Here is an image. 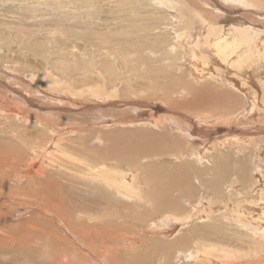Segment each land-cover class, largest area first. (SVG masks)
Instances as JSON below:
<instances>
[{
  "label": "rangeland",
  "instance_id": "rangeland-1",
  "mask_svg": "<svg viewBox=\"0 0 264 264\" xmlns=\"http://www.w3.org/2000/svg\"><path fill=\"white\" fill-rule=\"evenodd\" d=\"M0 1L2 2V3L0 2V75L5 76L7 74L5 77L0 76V77H3V78H0L1 80L0 82V97H1L0 103L1 104L0 106H2L0 107V132L3 133V134L0 133V144H2L3 140H7V139L15 141L17 137L16 134H21L22 132H25L27 130H33V132H36V130H38L39 132L42 130H45L46 138H43V139L51 140V138L57 137V139H54L55 140V142L53 143L55 145V146L53 145L54 147H58L57 143H60V142H62L63 145L66 147L70 143L72 144L70 145L71 147L70 150L71 151L74 150L73 151L74 153H72L71 151L69 153H71L75 157H72L73 159L69 160V162H71L69 164H73L72 165L73 168H76V167H79L80 165L87 166L86 162H89V163L94 162L93 160H89V159H92V158L94 159V156H95L94 152L96 150L104 151L107 149L110 151L112 148L117 147L115 149H120V153H123L119 155L121 156L129 155V156L134 157L136 155L134 154L132 155L131 153L133 152L132 149H136L137 151L138 150L145 151V150L151 149L152 151L156 152L158 151L157 149L159 148H160L159 150H162L171 141V139L166 137L161 140V143H159L160 141H156L148 137L144 139L145 137L140 136L142 139L141 140L140 138L135 137L136 135H134V132L138 130L140 131L142 130L143 132H147L149 130L150 133L151 132L161 133L165 131V132H168L166 135H170L171 133H175L176 135H179L178 133H181V135L185 136V139L188 142L190 143L193 142L194 147L192 148L194 150H201V151H204L206 147L204 144L210 145V143H215L217 141V138L222 139L226 135L230 137L231 139L232 138L236 139L238 137L242 138L245 135L246 129L247 130L250 129V131H253L255 133L260 131V133L262 134H258V135L255 134L253 135L254 138L253 137H251L252 139L250 138V140H253V139L254 140L252 143L247 144V146L244 149L245 151L243 152V154L240 153L239 151H236L235 155H231V158L227 157L228 158L227 161H229L230 159V161L228 162V169L229 168L231 169L227 173V176L225 177V183L227 184H225L224 186L227 187L228 185V187H230V185L231 186L234 185L233 188L235 187L237 189V190L234 189L235 194H237L238 192H241L243 195L241 198L235 199L233 201L231 211H233L234 204H236L237 202H241L242 205H240V207L242 208L243 211H246L245 204L249 202L250 205H254L255 199H259V198L264 199V168H263L264 166V163H263L264 162V156H263L264 155V149H263L264 148V110L257 111V115H254L252 119L242 118V119H245L244 122H242L243 120L237 121L236 117L238 116L236 117L234 116L237 113H232L233 116L235 117V122L230 121V120H234V118L232 115H230L232 117L228 115L229 118L226 116V118H224L225 121L222 120L220 122L219 121L215 122L214 124H207L205 128H209V130H205V131L209 133H211L212 130L218 131V133L216 132L215 135L212 134V138L207 143L206 141L204 142V140L197 138L195 135H191L188 132H181L179 131L180 129H177L181 127V128H184V130H190L191 132H194L193 127H196L199 130L203 127L202 125H200V121L196 123L190 120L191 118L198 117V115L193 116V117L190 116L191 117L190 118L185 113V111H182L180 109L179 111L177 108L176 110H174L173 109L174 106H172L170 103L176 102L177 100L175 98L177 99L189 98L192 95L193 91L198 90L197 87H199V84H201V82L204 80L197 78V77L196 79H191L190 71L193 72L195 75H197L196 66L198 65L195 64L194 62H192L193 64L190 62L191 57L189 54L185 55V57H182L185 53H190V48L186 47L191 44L189 43L190 39L186 37V39L182 40L183 46L186 45L185 47L183 48L176 47L177 49L175 50L172 48V46L176 45L175 41L177 39H173L175 30L172 27L173 25L171 24L173 23L171 19L172 17L171 15H174L176 12L172 10L169 12L167 11L168 13H166L165 11H162L161 13H159V10L157 11L154 10L155 9L154 6L156 5H154L152 0H145V1L144 0H0ZM257 1L259 2L257 8H255V6L251 4L250 5L248 3L246 4L244 0L243 2L242 0L241 2L240 0H226V2L224 3L230 7H233V10L236 7L235 8L236 11H233V14L229 13V15L231 14V17L228 18V20L230 19V21H228L229 22L228 25L231 26L230 29L233 28L232 25L239 24L238 26H240L241 28H243V26L245 25L247 26L246 28H249V30L251 29V31H254V33L259 35L258 40L260 44H257L255 42L256 44L254 43L255 47H253V49L255 50L259 49V51L264 54V46L262 45L264 44V0H257ZM144 6H146L145 9H144ZM142 8L143 10H141ZM124 9L125 10L129 9L128 10L129 12L127 10L124 11ZM146 9H147L148 14L147 12H145ZM130 10H132L133 12ZM151 11H153L152 16H151V13H152ZM154 12H155V17H154ZM235 12H237L238 14L237 13L235 14ZM141 13H143L144 15ZM245 15H246V18L245 19L242 18V16L245 17ZM248 15H250V17H248ZM140 20L142 21V23ZM222 23L224 22L222 21ZM151 24L153 26L150 27ZM145 27H147L148 29ZM149 30L151 31L154 30V31L151 32ZM230 31L233 33V29L229 30V32ZM148 32L152 36H150ZM159 33L160 35L158 36L157 34ZM166 37H167V40H166ZM147 39H149V41H147ZM159 39H162V40H159ZM137 40H139L140 42H138ZM150 40L151 41L154 40V41L150 42ZM186 40L188 41L189 44L184 45L185 42L187 43ZM166 42H168V44ZM159 43H161L162 45H158ZM163 46L166 47V50H164L165 48ZM131 49H132V52H131ZM128 50H129L128 52L129 54L127 53ZM138 50L139 51L141 50L142 52H139ZM78 51L79 53L83 54L82 55L83 57H85V55L88 57L83 58L82 56L79 55L78 58L75 59L72 53L78 52ZM136 52L138 54H136ZM152 52L155 55L151 54ZM126 53L128 54V57ZM133 53L137 55L135 56L139 59V61L136 60L137 58L134 56ZM123 54L124 55L126 54L125 58L121 56ZM143 54L145 55L144 57L142 56ZM121 59L122 60L125 59V60L122 61ZM140 59L141 60L143 59L144 61L143 60L140 61ZM91 60L95 61V63L97 64L100 70L105 71L108 78H105L104 76L102 77L101 74L95 73L92 71L86 75V77L89 76L87 77V80L90 81V85L92 83L91 86H94V87L96 86V84L104 86L103 85V81H104V83L107 86L104 88L105 95L102 94L99 97H95V98H93L91 95L89 96L82 95V97L80 96L79 98H75L72 93L68 95L69 93L68 91L63 92L64 93L63 95V93L61 94L62 90L59 88V86H57L58 81L54 80V83H52L51 85H48L50 84V82H48L46 79H43V78H48L49 72H51L59 76L57 77L59 79L57 78L56 79L59 80L60 83L62 81L63 84L68 85L69 82L76 81L79 75L78 72L80 71V73L83 75L82 76V80H83L84 75H85L84 73L85 63L88 61L90 62ZM126 60H128L129 62L127 61V65L125 66L124 64ZM64 61L67 65H69L68 66L69 68L65 69L64 67L62 70L61 67ZM75 61L77 63L79 62L78 65L82 64L83 68L81 67V69L83 70L81 69L77 70L76 67L74 69V66L72 65ZM120 63H121V66L119 65ZM128 63L130 65H128ZM208 63L209 65L211 64L210 66H213L212 64H214V61H209ZM262 63H264V61ZM42 65H43V69L41 68ZM138 65H140V67ZM116 66L118 68H116ZM134 66L137 67L138 69L135 68ZM220 66L216 68V73L219 72L218 74L223 78L238 80L240 83L242 81L243 83H246L247 85H249L250 86V91H248L250 95L249 98L254 99L253 97L256 96L259 103L262 102L263 105L262 104L261 105L264 107V93H262L264 92V90L262 89V86H264V64H261V67H257L256 70L253 67L250 69L248 68L249 69L248 71H251V72H247V68H242V67H239V68L237 67V69H235L233 67H226V66L220 67ZM54 67L56 69H54ZM70 67H73L74 71L76 72H73L71 74ZM124 67H126V69ZM158 67L161 68L160 73L156 71V68ZM199 67L201 68V66ZM109 68L111 69L114 68L113 69L114 73L112 72L113 74L110 73ZM149 68L151 69L149 70ZM47 70H49V72ZM116 70H120V71H116ZM117 72H119V75H117L118 74ZM167 73L169 74L167 75ZM243 73L245 74V76ZM37 75L39 76L41 75L39 79H38L39 76L36 77ZM96 75L100 78L96 77ZM94 76L96 78H94ZM22 77L23 79L20 80V78ZM32 77H33V80H32ZM221 77L220 79H222ZM29 78L31 79V81ZM252 79L254 81H251ZM214 80H215L214 78L210 79L211 82L213 81V83H217V85L221 86L220 84H218L219 82H217L216 80H215L216 82H214ZM35 81L37 82V85ZM229 81L233 83V81L231 80ZM229 81L227 82L230 84ZM126 83H128L129 86ZM135 83H137L138 87L140 85L141 89L137 88V85ZM81 85H82L81 83L77 84V87L79 90H81V88H79L81 87ZM88 87L90 86H87L86 88ZM32 88H33V91L36 90V92L32 93L33 92L31 90ZM82 88H84L83 85H82ZM108 88H110L109 90H111V92L108 90ZM117 88L119 91L115 90ZM10 89L12 93L14 94V96L16 97L18 96L17 98L14 97L13 94H11ZM16 89H19L20 91L17 90L18 92L15 93ZM3 90H4V93H3ZM258 90H260V92H257ZM7 91L8 92L10 91V92L8 93ZM20 93L24 95H21ZM153 93H155V96L152 95ZM60 95H63V96H60ZM67 95L68 97L64 99L63 97ZM147 97L149 98L147 99ZM25 98H27V100L29 98V101H27ZM8 100H10L11 103ZM20 100H23L21 101L23 103H21ZM30 100L32 101L34 100L35 103H33ZM24 101H25V104H24ZM11 104H13L15 107H13V105ZM22 104L23 106H21ZM38 104H40V107L38 106ZM140 104L142 106H140ZM26 106L28 109L25 108ZM15 108H19L23 110L22 111L19 109L15 110ZM38 109L41 110V112ZM252 110L253 109L250 108L249 111H252ZM26 111L29 113V116ZM245 111H242V112L244 113ZM258 113H261V114L259 115ZM195 114H198V112H195L189 115H195ZM29 117L31 118V121L28 120L30 119ZM167 117L168 119H166ZM41 118L46 119L49 122L46 128H44L43 126L39 125L36 122V120H40ZM15 119H18V120H15ZM154 119H155V122H154ZM165 119H166V122L168 123H165ZM157 120H160L161 122L159 121L156 122ZM195 120L198 121V119H194V121ZM18 121L20 124L18 123ZM29 121H30V124L28 123ZM162 121L164 122L162 123ZM165 124L170 126V128L172 129L168 130V126H165ZM52 125H54V127H52ZM8 127L9 129H7ZM51 128L54 131H52ZM12 129L14 131H11ZM52 132H54V134ZM233 132L235 133L236 136L233 134ZM238 133H241L240 134L241 136L238 135L237 137ZM60 134L62 135L60 136ZM231 134L233 135V137ZM25 140H28V139L25 138ZM145 142L146 143L148 142V143L146 144ZM6 144H9L8 141L6 142ZM143 144H145V146H143ZM28 145H31V144H28ZM153 145H155L156 147ZM39 146H43V141ZM73 146H80V148H82L83 152L85 153H83L79 149H75ZM157 146H159V148ZM21 147L22 148L19 150V152L15 149H9V148L2 149L6 152V153L4 152L6 154V155L4 154L5 157L9 155H13L12 161L10 162V167L12 168H16L15 165H17L19 161L21 162V160L24 159L20 163L19 165L20 167L16 168L17 169L16 171H19V170L21 171V172L20 171L18 172L19 177L16 176V179H15L14 174H13L14 172H10V170H6V171H9L10 174H6L7 176L5 175V178H9L7 180L9 186H12L13 184H15L16 186H18L20 191L22 187H25L27 190H30V189L32 190L38 187L36 185L39 184V180L35 178L31 174V172L28 173L30 170H28L27 165L28 164L30 165L33 162L31 161V159H33L34 156H30L31 154L33 155V152L28 151L27 153V149H25L26 146L21 145ZM54 147H52V149ZM22 149H25L24 153H22L23 152ZM30 151L32 150L30 149ZM77 151L82 152V153H77ZM256 151L258 152V154H256ZM259 154H261L263 160L261 159V157H258L252 164H250V161H249L250 158L253 155L259 156ZM90 155L92 157H90ZM106 158L107 159H105V161L110 160L109 157H106ZM158 158H160V160H163L162 162L164 164L165 162H168V159H166L164 155H160ZM191 159L194 162L190 161L188 158H186V161L189 162V164L191 162L197 163L198 165L205 164L203 160H199L200 158L195 159L191 157ZM29 161H31V163ZM169 161L170 162L174 161L175 163L178 162L177 159H171ZM242 163L243 164L247 163V167L250 166L255 171V174L252 179L250 175H249L250 177L249 176L247 177V179L249 178L248 181L244 180L243 178V166L241 167L239 172L233 173ZM21 164L24 166H22ZM24 169L25 170L27 169V170L24 172ZM2 171H4V169H2ZM233 174L235 176H233ZM21 175H24V177L23 176L21 177ZM45 175L46 173L43 174V176ZM157 176L159 177V179ZM162 176L163 175H160V176L152 175L151 177L150 175V180H152L151 181L152 185H150V187L149 185L145 183V181L143 182L144 179L142 177H139L137 181H140L141 183L137 182V185L138 186L140 185V187L142 186V189L145 192L144 193L145 196H143V198L146 196L148 197L150 195L148 194V192L149 193L151 192L152 195L157 194V191L158 192L161 191V189H159L160 186H162V188L166 187V183H168V181L164 179V176L163 177ZM17 177L19 178L18 179L19 181L17 180ZM214 177L213 175H211V178H214ZM236 177H237V180H236ZM22 178L24 179L22 180ZM31 184H33V186ZM253 184H257V185L254 186ZM15 185L14 187H16ZM256 186H257V189H256ZM82 187L84 188L82 189V191H85V189H87V187L85 186H82ZM78 190L81 191L80 188H78ZM222 192L224 193L221 194L223 195L221 199L223 201H229L228 189L227 190L222 189ZM46 193L54 194L55 190L53 187H48V192ZM159 194L160 192L157 195ZM175 194L176 196L179 195L177 191H175ZM256 194L257 196L254 199L252 196H255ZM238 196H239V193H238ZM137 198L139 197L134 198L132 201L129 200V202H133ZM11 199L14 200L13 197L5 198L4 200H6L7 202L2 200L1 201L2 204L0 203L1 205L0 213L1 215L3 214L4 216H6V218L3 215H2L3 217L0 216V218L2 219V220L0 219V264H61V263H66L67 256H66V260H62V259H65V256L63 255L59 256V254H65L66 252L72 251V250H75L78 252V253L73 252L74 256H77L79 254V256H77L75 259L74 258L72 259H74V261H78V263L82 261V264H182V262L183 264H193L196 261V260H193L192 256L190 255L189 256L187 255L188 258L186 259L184 253L182 254V256L185 258V260L182 259L179 261V256L181 257V255L177 254L175 257L170 258L169 256L172 254H169L168 251H163L167 249L166 248L167 244L164 245L165 242H168V240L169 242L170 240L174 241L175 238H178V235L176 237H173L172 239L171 237H168L167 235L165 236L163 234L162 235L160 234V232H164V230L166 231L169 229L170 231L173 230L170 228L171 222H168L164 219L165 212L163 211H160L157 209H150L151 207H148V206H144V207L137 206L135 204L131 205L132 210L129 211L128 206H123L124 209L126 208V210H124L122 207L123 210L121 209L122 211L121 210L118 211L120 212L119 216L123 214L121 217L115 215L117 219L115 222H113L111 218L108 219L113 222L112 224H117V225H90V226H93L92 227L93 229L94 227L101 228V230H105L107 234L110 233V235L108 236H112V235H114V237L117 236L115 237V240L117 243L114 245L110 243L104 244V242L102 243V241L98 237V238H95L94 244H92V246L91 245L88 246V244L85 242V239H83L84 237L81 235L80 232L78 233L77 230H76L77 232L74 231V228L70 225H60L62 222H59V225H48L50 221L47 222V225H34V226L41 228L42 230H44L45 232L49 234H50V231L52 230L53 234L47 237L44 234H42L40 231L34 232L32 229H27V225H22L23 224L22 221L23 222L32 221L35 218L33 216L34 213L39 212L37 209V206L27 207L26 205L28 204H26L25 202L20 204L22 200L18 201L15 199L14 201H12ZM12 202L15 203L14 205L16 204L18 205L13 207ZM65 203H66V206L68 207L69 204L67 200ZM73 203L78 205L79 203H84V202H82L79 199L74 198ZM3 204L5 205L7 204L6 207ZM30 204H33V203H30ZM183 204L187 206V204L185 203ZM2 205L4 206V208ZM223 205L225 204L221 203V206H220L221 211L217 210L216 211L217 213L215 212L216 215L219 216L220 212L224 210L226 206H223ZM8 207H10V209L11 208L14 209V211H12L13 209H11V211L9 210L11 213L14 212L12 213L13 215L10 212H8V209H7ZM227 208L230 209V206H228ZM3 209L4 210L6 209V210L4 211ZM128 211L130 213V216L127 214ZM189 211L190 210L188 209V213ZM137 212H139L138 215H142V216L143 214L145 215L143 216V220L133 219V218H138ZM180 212L181 211H179V213ZM43 214L44 216H47V217L49 216L50 218H52V216L49 214H46V213H43ZM124 214L127 215L130 220L128 218H125ZM22 215L24 219H22L23 218ZM86 216L91 217V215H86ZM179 216H181V214H179ZM244 216L247 217V221L249 220L248 223L251 224V219H250V216L248 215V212ZM12 217L13 219H9ZM99 217L100 216H98L97 219H99ZM154 219L156 222L149 224V222H151L152 220L154 221ZM103 220H106V217L103 216ZM53 221H55V219H53ZM88 221L90 222V219ZM92 221L94 220H91V222ZM146 221H149V222L147 223ZM197 221L198 220L196 221L187 220L183 222L181 226H179L175 231H173L175 234H178L180 232L182 233L188 232L189 230L190 234L185 236V240L188 241L186 242V245H183V243H180L179 241H175L176 243L174 244V249L172 251L176 250L175 247L187 246L186 248H183V251L192 252V248L194 247L192 243H193L194 238H197V237L194 235H191V232L197 230L196 228H199V227H200L199 230H201L204 224L200 222V220L198 222ZM142 222L144 223L143 225H142ZM152 224L154 226L156 224L155 227L159 229L161 228V230H163L164 228V230L157 231L156 233L154 231L153 233H151L152 230H155V227L154 226L152 227ZM194 225H196L197 227ZM74 226L76 228L89 227V225H85V226L84 225H80V226L74 225ZM158 234H160L162 239L160 238ZM10 235L13 236V239H17L18 244L17 242H15V244H10L11 243L9 241L11 240V238L9 239ZM99 236L100 238L102 237L101 235ZM58 237H59V241L57 239ZM65 240L66 242H69L68 243L69 245L65 242ZM195 240H198V239H195ZM70 242L73 245H71ZM8 243L9 245H6ZM59 244H62V245H59ZM176 244H179V246H176ZM188 244L190 246H188ZM56 245H57V248H55ZM52 248L54 250H52ZM160 261L161 263H159Z\"/></svg>",
  "mask_w": 264,
  "mask_h": 264
},
{
  "label": "bare ground",
  "instance_id": "bare-ground-1",
  "mask_svg": "<svg viewBox=\"0 0 264 264\" xmlns=\"http://www.w3.org/2000/svg\"><path fill=\"white\" fill-rule=\"evenodd\" d=\"M152 1H153L154 5H156V6H154V8H155L154 10L155 11L159 10V13H161L162 11H165L166 13H168L169 11H172V10L174 12H176L174 15H171L172 16L171 19L173 21V23H171V24L173 25L172 27L175 30L174 35H173L174 36L173 39H177L175 41L176 45L172 46V48L174 50L177 49L176 47H182L183 48L186 46L185 44L191 43L189 46H186V47L190 48V53H185L182 57H185V55L189 54L191 57L190 62L191 63L194 62L195 64L198 65V66H196L197 75H195L193 72L190 71L191 79H196V77H197V78L204 80L201 82V84H199V87H197L198 90L193 91L194 94L192 93V95L189 98H184V99L183 98H179V99L175 98L178 102L176 101V102L170 103L172 106H174V108H173L174 110H176V108H177L178 110L180 109L182 111H185V113L189 117L190 116L193 117V116L198 115V117H194V118L190 117L191 118L190 120L192 122H196V123H198L200 121V125L203 126L200 130L196 127H193L194 132H191L190 130H184V128H181V127L177 128V129H180L179 131L188 132L189 134L195 135L197 138L202 139V140H204V142L206 141V143H207L212 138V134L215 135L216 132L218 133V131H216V130L215 131L212 130L211 133L205 131V130H209V128H205L207 126V124H214L215 122H218V121L220 122L222 120L225 121L224 118H226V116L228 117V115L233 116L232 113H237L234 115L235 117L238 116V117H236L237 121L243 120L242 122H244L245 119H242V118H247V119L251 118L252 119V117L254 115H257V111L264 110V107L262 106L263 105L262 102L259 103L256 96L255 97L252 96L256 102L254 101V99L249 98V96H250L249 92H248V91H250L249 85H247L246 83H243L242 81H241V83H243V84H241L238 80L223 78L218 74L219 72L216 73V68H218V66H220V65L226 66V67H233L235 69H237V67L238 68L239 67L247 68V72H251V71H248L250 68L253 67L256 70L257 67H261V64H264V63H262L264 61V54L261 53L259 51V49L258 50L253 49V47H255L256 43L260 44V42L258 40L259 35L254 33V31H251V29L249 30V28H246L247 26H245V25L243 26V28H241L240 26H238L239 24H237V25L234 24V25H232L233 28H231V29H230L231 26L228 25V23H229L228 21H230V19L228 20V18L231 17V14L229 15V13L233 14V11H236V9H235L236 7L233 10V7H230L224 3V2H226V0H219V1L218 0H192V1L191 0L190 1L189 0H152ZM244 1L246 4L248 3L249 5L251 4V5L255 6V8L258 7L259 2L257 0H244ZM240 2H241V0H240ZM242 2H243V0H242ZM145 7L146 6H144V9H145ZM126 10L124 9V11H126ZM141 10H143V8ZM238 10H240V9H238ZM130 11H132V10H130ZM153 11H151L152 12L151 16L153 14ZM255 11H256V9H255ZM145 12H147V9ZM149 13H150V11H149ZM236 13L237 12H235V14ZM138 14H140V13H138ZM141 14H143V13H141ZM147 14H148V12H147ZM172 14H173V12H172ZM154 17H155V12H154ZM248 17H250V15H248ZM242 18L245 19L246 15H245V17L242 16ZM237 19H239V18H237ZM222 21L224 23H222ZM141 23H142V21H141ZM158 23H159V21H158ZM141 25H143V24H141ZM156 25H157V23H156ZM151 26H153V25L151 24L150 27ZM167 26H168V24H167ZM145 28H147V27H145ZM232 29H233V33L230 31L231 32V34H230L229 30H232ZM149 31H151V30H149ZM152 31H154V30H152ZM160 33L157 35L159 36ZM148 34H149V32H148ZM150 36H152V35H150ZM164 37H165V35H164ZM167 37H169V36H167ZM167 37H166V40H167ZM186 37L189 38L190 40H189V43L186 40L187 43L185 42L184 43L185 46H183L182 40L186 39ZM159 40H162V39H159ZM137 41L140 42L139 40H137ZM147 41H149V39H147ZM153 41L154 40H152V41L150 40V42H153ZM163 42H165V41H163ZM143 43H145V42H143ZM166 43L168 44V42H166ZM147 44H148V42H147ZM158 45H162V44L159 43ZM262 45L264 46V44H262ZM151 47H152V45H151ZM164 48H165L164 50H166V47H164ZM122 52H120V53H122ZM128 52H129V50L127 51V53ZM131 52H132V49H131ZM139 52H142V51L140 50ZM84 53H86V52H84ZM128 54H127V57H128ZM133 54L135 56L138 53L136 52V54L135 53H133ZM151 54H154V53L152 52ZM72 55L75 59H77L79 55L82 56L83 54L79 53V51H78V52H73ZM93 55H95V54H93ZM125 55L123 54L121 56L123 58H125ZM117 56H116V58H117ZM142 56L144 57L145 55L143 54ZM142 56H141V58H142ZM86 57H88V56L85 55V57H83V58H86ZM149 58H150V56H149ZM123 60H125V59H123ZM136 60L139 61L138 58ZM142 60L140 59V61H142ZM127 61L128 60H126V62L124 61L125 66L127 65ZM209 61H214V64H212L213 66H210L211 64L209 65V63H208ZM78 63L76 61L73 63L72 66H74V69H75V67L77 70L81 69L82 64L78 65ZM119 65L121 66V63ZM128 65H130V64L128 63ZM7 66H9V65H7ZM68 66L69 65H67L64 61V63H62L61 69L63 70L64 67H65V69H68L69 68ZM138 66L140 67V65H138ZM199 66H201V68ZM41 68L43 69V65ZM70 68H71V71H70L71 74L73 72H76V71H74L73 67H70ZM116 68H118V67L116 66ZM124 68L126 69V67H124ZM135 68H137V67H135ZM5 69H7V68H5ZM51 69H53V68H51ZM54 69H56V68L54 67ZM84 69L86 70V71L84 70V73H85L84 79L82 80L83 75L79 71L78 72L79 75H78L76 81L69 82L68 85L63 84L62 81L60 83L59 80H57V79H59V78H57L59 76L55 75L54 73L49 72V70H47L49 72L48 78H43V79H46L48 82H50V84H48V85H51L52 83H54V80L58 81L57 86H59V88L62 90L61 94L65 91H68L69 92L68 95L70 93H72L75 98H79L80 96L82 97V95L83 96L91 95L93 98H95V97H99L100 95L104 94L105 93L104 88L107 87L106 84L104 83V81H103L104 86L96 84V86L94 87V86H91L92 83L90 85V81L87 80V77H89V76L86 77V75L93 71L95 73L101 74L102 77L104 76L105 78H108L105 71L100 70L94 60H91L90 62L89 61L86 62ZM113 69L109 68L110 73H112L114 71ZM150 69L151 68H149V70ZM81 70H83V69H81ZM116 71H120V70H116ZM156 71L160 73L161 68H159V67L156 68ZM142 72H143V70H142ZM117 73H118L117 75H119V72H117ZM125 74H126V72H125ZM168 74L169 73H167V75ZM11 75H12V73H11ZM0 76H3V75H0ZM5 76H3V77H5ZM38 76L39 75H37L36 77H38ZM40 76L38 77V79L40 78ZM90 76H92V75H90ZM218 76H220L222 79H220V77H218ZM244 76H245V74H244ZM3 77H0V78H3ZM9 77H11V76H9ZM96 77H98V76L96 75ZM96 77L94 76V78H96ZM117 77H115V78H117ZM98 78H100V77H98ZM213 78L217 82H219L218 84H220L221 86L217 85V83H213V81L211 82L210 79H213ZM17 79H18V77H17ZM22 79H23V77L20 78V80H22ZM128 79H130V78H128ZM32 80H33V77H32ZM52 80H53V82H52ZM92 80H91V82H92ZM215 80H214V82H216ZM229 80L233 81V83L230 82ZM30 81H31V79H30ZM227 81H229L230 84ZM251 81H254V80L252 79ZM0 82H1V80H0ZM76 83L77 84L81 83L84 86V88H82V85H81V87H79V88H81V90H79ZM128 83H126V84L128 85ZM185 83H186V81H185ZM135 84L137 85V83H135ZM156 84H157V82H156ZM4 85H6V84H4ZM36 85H37V82H36ZM17 86H19V85H17ZM29 86H30V84H29ZM45 86H47V85H45ZM87 86H90V87L86 88ZM114 86H115V84H114ZM114 86H113V88H114ZM41 88H43V87H41ZM133 88H134V86H133ZM137 88L141 89L140 85H139V87L137 85ZM109 89L110 88H108V90ZM262 89L264 90V86H262ZM17 90H19V89H16L15 93L18 92ZM31 90L33 91V88ZM56 90H54V91H56ZM115 90H118V88ZM131 90H132V88H131ZM10 91H11V89H10ZM44 91H45V89H44ZM109 91L111 92V90H109ZM34 92H36V90L33 91L32 93H34ZM58 92H59V90H58ZM155 92H157V91H155ZM257 92H260V90H258ZM3 93H4V90H3ZM262 93H264V92H262ZM11 94H13L12 91H11ZM20 94L24 95L22 93H20ZM56 94H58V93H56ZM65 94H67V93H65ZM111 94H113V93H111ZM63 95H64V93H63ZM63 95H60V96H63ZM68 95L63 97V98L65 99L66 97H68ZM152 95L155 96V93H153ZM13 96H14V94H13ZM209 96H211V97H209ZM14 97H16V96H14ZM2 98H4V97H2ZM148 98L149 97H147V99ZM0 99H1V97H0ZM25 99L27 100V98H25ZM175 99H173V100H175ZM38 100H40V99H38ZM245 100H246V102H245ZM8 101L10 102V100H8ZM14 101H15V99H14ZM21 101H23V100H20V102ZM27 101H29V98ZM30 101H32V100H30ZM32 102L35 103L34 100ZM16 103H17V101H16ZM21 103H23V102H21ZM28 103H30V102H28ZM24 104H25V101H24ZM40 104H38L39 107H40ZM11 105H13V104H11ZM18 105H20V104H18ZM21 106H23V104ZM43 106H44V104H43ZM140 106H142V105L140 104ZM0 107H2V106H0ZM13 107H15V106L13 105ZM25 108H27V106ZM250 108L253 110L249 111ZM12 109H14V108H12ZM16 109H19V108H15V110ZM19 110H21V109H19ZM39 111L41 112V110H39ZM242 111H245V112L243 113ZM195 112H198V114L189 115V114H192ZM261 113H263V112H261ZM261 113H258V114L260 115ZM27 114L29 116L28 112H27ZM18 115H20V114H18ZM22 116H24V115H22ZM232 116H230V117H232ZM234 116H233L234 120H230V121L235 122ZM239 116H241V117H239ZM40 117H42V116H40ZM46 117H48V116H46ZM25 119H26V117H25ZM130 119H131V117H130ZM166 119H168V117ZM166 119H165V123H168V122H166ZM194 119H198V121L197 120L194 121ZM15 120H18V119H15ZM28 120L31 121V118ZM163 120H164V118H163ZM9 121H11V120H9ZM30 121L28 122L29 124H30ZM122 121H124V120H122ZM158 121L161 122L160 120H157L156 122H158ZM36 122L39 125L43 126L44 128H46V126L49 124V122L43 118H41L40 120H36ZM154 122H155V119H154ZM163 122L164 121H162V123ZM18 123H19V121H18ZM157 124H159V123H157ZM22 125H24V124H22ZM8 126H10V125H8ZM165 126H168V125L165 124ZM52 127H54V125H52ZM3 128H4V126H3ZM7 129H9V127ZM170 129H172V128H170V126H168V130H170ZM11 131H14V130L12 129ZM52 131H54V130L52 129ZM55 131H56V129H55ZM15 132H16V130H15ZM135 132H134V135H136L135 137L140 138V139H141V137H145L144 139H146V137H148L150 139L160 141L159 143H161V140L167 137V138L171 139V141L162 150H159L160 148H159V146H157L159 149H157L158 151H156V149H155L156 152L152 151L151 149H148L145 151H140V150L137 151L136 149H132L133 150V152H131L132 155L133 154L136 155L134 157L129 156V155L128 156L119 155V154H123V153H120V149H115L117 147H114V146H113L114 148H112L110 151L107 149L104 151L103 150H96L94 152V154H95L94 159L93 158L89 159V160L94 161V162L90 161L92 164L89 162H86L87 166L80 165L79 167L73 168V166H72L73 164H69V163H71V162H69V160H72L73 159L72 157H75L71 153H69L71 151L70 145H72V144L70 143L66 147L63 145L62 142H60V143H57L58 147H54L55 146L53 144L55 142L54 139H57V137L51 138V140L50 139H48V140L43 139V138H46L45 137V134H46L45 130H42L40 132L38 130H36V132H33V130H27L25 132H22L21 134H16L17 135V137H16L17 141L16 140L13 141V140H9V139L3 140L2 144H0L1 145L0 146V148H1L0 149V175H2V176H0V203L5 198L13 197L14 200L15 199L18 201L22 200V202L20 204H22L23 202L28 204V205H26L27 207H36L37 206V209L39 212L34 213L33 216L35 218L32 221H26V222L24 221L23 222L21 220L23 223L22 225H27V229H32L34 232L40 231L42 234H44L47 237V236L53 234L52 230L50 231V234H49V233L45 232L44 230H42L41 228L34 226V225H47V222H49V221L50 222L48 225H59V222H62L60 225H70L74 228V231L77 230L78 233L80 232L81 235L84 237L83 239H85V242L88 244V246L89 245L92 246V244H94L95 238H98V237L102 241V243L104 242V244L110 243V244L114 245L117 243L115 240V237H117V236H115V237H114V235L108 236V235H110L109 232H108L109 234H107L106 231L101 230V228H95L94 227V229H93L92 228L93 226H90V225H117V224H112V223L117 220L115 215L116 216L120 215V212H118V211H120L123 206H128L129 211L132 210L131 209L132 204H135L137 206H143V207L148 206V207H151L150 209H157V210L165 212L164 219L168 222H171L170 228L173 230L170 231V229H169L166 231L163 228L164 232H160L161 235L162 234L165 236L167 235L168 237H171L172 239H173V237H176L178 235V238H175L174 241L170 240V242H169V240H168V242L164 243V245L167 244V247H166L167 249L163 250V251H168L169 254H172L169 256L170 258H173L178 254V255H181V257L179 256V261L182 259L185 260V258L182 256V254L184 253L186 259L190 255V256H192L193 260H196L193 264H264V199L263 198L255 199L257 196V194H256L255 196H252L255 199L254 205H250L249 202L247 204H245L246 211L248 212V215L250 216V219H251V224H250V223H248L249 220L247 221V217L244 216L245 214H247V212L243 211L242 208L240 207V205H242L241 202H237L236 204H234L233 211H231L233 201L235 199L241 198L243 196L242 193L238 192L239 196H238V193L235 194L234 189L235 190H237V189L235 187L233 188L234 185L233 186L230 185V187H228V185H227V187L224 186L225 184H227V183H225V177L227 176V173L231 169V168L228 169V162L230 161V159H229V161H227V159L231 158V155H235L236 151H239L240 153L243 154V152L245 151L244 149L247 146V144L252 143L254 140V139L250 140V138L253 137V135H255V134L258 135V134H262V133H260V131L255 133L253 131H250V129L249 130L246 129L245 135L242 138L238 137V135H240L241 133L237 134L238 138H236V139H233V138L231 139L230 137H228L226 135L222 139L217 138V141L215 143H210V145L204 144L206 147H205L204 151H201V150H194L192 148V147H194L193 142L192 143L188 142L185 139V136L181 135V133H178L179 135H176L175 133H171L170 135H166L168 132H165V131L161 132V133H156V132L150 133L148 130L147 131L148 133H147V132H143L142 130L141 131L138 130ZM52 133L54 134V132H52ZM1 134H3V133H1ZM233 134L235 135L234 132H233ZM61 135L62 134H60V136ZM217 136H215V137H217ZM4 137H5V135H4ZM232 137H233V135H232ZM25 138H27L28 140H25ZM7 141L9 144H6ZM42 141H43V146H39L42 143ZM99 141H101V140H99ZM28 144H31V145H28ZM21 145L26 146L25 149H27V153H28V151L33 152V155L31 154L30 156H34L33 157L34 160L31 159V161H33L32 164H30V165L28 164L29 166L27 165L28 170H30L28 173L31 172V174L39 180V184L36 185L38 187H36L35 189H32V190L31 189L27 190L25 187L21 186L22 188L20 187L21 188V191H20L18 186H16L15 184H13L12 186H9V184L7 182V180L9 178H5V175L10 174V172H14L13 174H14L15 179H16V176L19 177L18 172L20 170L16 171L17 170L16 168L20 167L19 165L24 159H22L21 162L19 161V163L17 165H15L16 168H12V167H10V162L12 161L13 155H9V156L5 157L4 154L6 152L2 149H7V148L15 149L19 152V150L22 148ZM155 145H153V146H155ZM143 146H145V144H143ZM52 147H54V148L52 149ZM73 147L75 149H79L83 152V150H82V148H80V146H73ZM25 149H22L23 150L22 153H24ZM30 149L32 151H30ZM73 151H71V152L74 153ZM102 151H103V153H102ZM82 152L77 151V153H82ZM83 153H85V152H83ZM256 154H258L257 151H256ZM160 155H164L165 158L168 159V162H165V164H164L162 162L163 160H160V158H158ZM92 156H93V154H92ZM92 156L90 155V157H92ZM106 157H109L110 160L105 161V159H107ZM191 157L195 158V159L200 158L199 160H203L205 162V164L204 165H200V164L198 165L197 163H192V162L189 164V162L186 161V158H188L190 161H193L191 159ZM258 157H261V159L263 160L261 154H259V156L253 155L249 160L250 164H252ZM171 159H177L178 162H176V163L174 161L170 162L169 160H171ZM145 160H147V161H145ZM31 161H29V162L31 163ZM143 161H145V162H143ZM201 163H203V162H201ZM74 165H76V164H74ZM22 166H24V165H22ZM242 166H243V178H244V180L248 181L249 178L247 179V177L249 175L251 176V179H252L254 174H255V171L250 166L247 167V163L246 164L242 163L233 173L239 172V170L241 169ZM263 168H264V166H263ZM2 169H4V171H2ZM6 170H10V172L6 171ZM26 170L24 169V172ZM44 173H46L45 176H43ZM150 175H151V177H152V175H159V176L163 175L164 179H166L168 181V183H166L165 188H162V186H160L161 188L159 187V189H161V191H159L160 192L159 195H157L159 193L158 191H157V194H155V195H152L151 192L150 193L148 192V194H150V195L148 197L146 196L147 197V199H146V197L143 198V196H145L144 195L145 192L143 191L142 186L140 187V185L139 186L137 185V182H140L137 180L139 179V177H142L144 179L143 182L145 181V183L147 185H149V187H150V185H152V182H151L152 180H150ZM211 175H213V177L214 176L215 177L211 178ZM216 175H218V176H216ZM22 176L24 177V175H21V177ZM233 176H235V175L233 174ZM18 177H17V180L19 179ZM34 177H32V178H34ZM25 178H27V177H25ZM233 178H235V177H233ZM23 179L24 178H22V180ZM69 179H70V181H69ZM158 179H159V177H158ZM236 180H237V177H236ZM141 181H142V179H141ZM28 183H30V182H28ZM244 184H246V183H244ZM14 185L16 187H14ZM31 185L33 186V184H31ZM253 185L255 186L257 184H253ZM82 186L87 187V189H85V191H82V189H84ZM48 187H53L55 190V193L54 194H47L46 192H48ZM77 187L80 188L81 191H79ZM222 189H224V190L228 189L229 201H223L221 199V197L223 196L221 194L224 193V192H222ZM256 189H257V186H256ZM175 191H177V193L179 194L178 196H176ZM136 197H139V198L135 199L133 202H129V200L132 201ZM74 198L79 199L84 203H79L78 205H76L73 203ZM14 200H12V201H14ZM66 200L69 204L68 207L66 206V203H65ZM4 201H6V200H4ZM30 203H33V204H30ZM183 203L187 204V206H185ZM221 203H224L225 205H223V206H226V207L224 208V210L222 208L223 211L220 212V215L218 216L215 214V212L217 210L221 211V208H220ZM14 204L15 203L12 204L13 207L18 205V204H16V205H14ZM3 205H5V204H3ZM6 205H5V207H6ZM228 206H230V209L227 208ZM3 208H4V206H3ZM218 208H220V209H218ZM7 209H8V212H10L11 209H13V208L10 209V207H8ZM123 209H124V207H123ZM188 209L190 210L189 213H188ZM124 210H126V208ZM12 211H14V209ZM129 211L127 212V214L130 216ZM179 211H181L182 213L181 212L179 213ZM139 212H137L138 218H133V219L143 220V216H145V215L144 214H143V216L138 215ZM149 212H150V210H149ZM12 213H14V212H12ZM43 213L51 215L52 218L55 219V221H53V219L50 218L49 216L48 217L44 216ZM117 213H119V214H117ZM179 214H181V216H179ZM2 215L0 213V216H2ZM86 215H91V217H89V216L87 217ZM102 215L104 217H106V220H103ZM14 216H15V214H14ZM82 216H84V217H82ZM98 216H100L101 218L99 217V219H97ZM121 216H119V217H121ZM4 217L6 218V216H4ZM22 217H23V215H22ZM110 218L113 222L111 220H108ZM125 218H128V216L125 215ZM9 219H13V217L9 218ZM22 219H24V217ZM26 219H27V217H26ZM89 219H90V222L88 221ZM7 220H8V218H7ZM30 220H31V218H30ZM91 220H94V221L91 222ZM187 220H191V221H196V220L199 221L200 220V222L204 223L201 230H199V228H200L199 227V228H196L197 230L193 229L195 231L191 232V235H194L197 237V238H194V240H193L192 244L194 247L192 248V252H190V251L184 252L183 251V248H186L187 246L175 247L176 250L172 251L174 249V244L176 243L175 241H179L180 243H183V245H186V242H188L187 240H185V236L190 234L189 230H188V232H183V233L180 232L178 234H175L173 232L179 226H181V224L183 222H185ZM29 222H30V224H29ZM143 222H142V225L144 224ZM146 222L148 223L149 221H146ZM153 222H156L155 219H154V221L152 220L151 222H149V224H151ZM194 224H196V223H194ZM74 225H79V226L80 225H84V226L89 225V227L76 228ZM153 226L154 225L152 224V227ZM155 226H156V224H155ZM194 226H196V225H194ZM30 227H32V228H30ZM149 227H150V225H149ZM159 227H161V226H159ZM151 230H152V228H151ZM163 230H161V228L159 229V228L155 227V230H152L151 233H153L154 231L156 233L157 231H163ZM202 231H204L206 234ZM160 234H158V235L160 236ZM99 235H101L102 237L100 238ZM106 237H108V238H106ZM10 238H11V240H9L11 242L10 244H15V242H17V239H13V236L10 235L9 239ZM160 238H161V236H160ZM57 239L59 241V237ZM195 239H198V240H195ZM65 242H66V240H65ZM85 242H84V244H85ZM66 243L68 244L69 242H66ZM17 244H18V242H17ZM157 244H159V243H157ZM6 245H9V243ZM59 245H62V244H59ZM71 245H73V244L71 243ZM134 246H136V245H134ZM176 246H179V244H176ZM188 246H190V245L188 244ZM53 248H52V250H54ZM55 248H57V245ZM61 248H62V246H61ZM59 250H60V248H59ZM55 251H57V250H55ZM73 252L78 253L77 251L72 250V251L66 252L65 253L66 255L65 254H59V256H62V255L65 256V259H62V260H66V256H67L66 263H61V264H82V261L79 263H78V261H74V259L77 256H79V254L77 256H74ZM55 254H56V252H55ZM72 258H74V259H72ZM85 262H87V261H85ZM159 263H161V261ZM182 264H183V262H182Z\"/></svg>",
  "mask_w": 264,
  "mask_h": 264
}]
</instances>
